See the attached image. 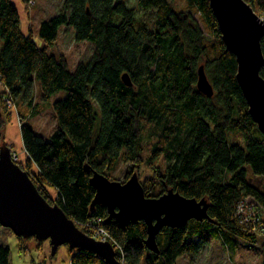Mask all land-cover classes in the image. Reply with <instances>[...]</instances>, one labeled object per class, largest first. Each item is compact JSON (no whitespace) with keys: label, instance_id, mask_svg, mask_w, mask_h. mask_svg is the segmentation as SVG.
<instances>
[{"label":"trees","instance_id":"16d2710c","mask_svg":"<svg viewBox=\"0 0 264 264\" xmlns=\"http://www.w3.org/2000/svg\"><path fill=\"white\" fill-rule=\"evenodd\" d=\"M125 1L64 0L60 12L40 24L37 39L42 46L33 32L21 28L12 0H0V99L9 98L33 113L37 89L46 102L66 94L52 104L58 128L49 139L20 115L26 159L18 164L41 195L80 229L93 222L103 226L118 247L121 264H177L216 238L234 256L240 241L258 242L257 234L246 230L239 206L264 211V134L239 86L237 58L222 41L208 0H186L188 12L178 11L176 0H138L136 8ZM245 1L255 12L264 11V0ZM139 12L145 16L139 18ZM62 27L73 31L78 43L87 41L95 48L91 60L73 71L64 56L49 54L44 46L59 40ZM201 66L214 87L210 98L197 88ZM125 74L131 87L123 80ZM261 74L264 78V67ZM0 108L1 146L11 113L4 105ZM147 124L149 139L156 144L145 163L153 166L163 158L166 166L143 186L146 195L157 198L173 189L209 204L210 220L193 219L182 228L161 230L159 253L146 246L143 221H108L106 206L92 209L93 172L109 177L121 164L143 165L145 141H150L145 139ZM239 135L240 142L234 140ZM158 186L161 192L156 194ZM262 252L264 264V244ZM10 257L9 247L0 243V264H10ZM70 257L72 264H109L85 250L70 249Z\"/></svg>","mask_w":264,"mask_h":264},{"label":"water","instance_id":"95a60500","mask_svg":"<svg viewBox=\"0 0 264 264\" xmlns=\"http://www.w3.org/2000/svg\"><path fill=\"white\" fill-rule=\"evenodd\" d=\"M218 21L222 41L233 53L239 64L237 80L247 99L249 113L264 134V20L245 0H208ZM197 88L210 98L214 95L205 67L198 70ZM131 87L128 74L123 76ZM6 132H3V138ZM96 196V205L107 207L108 221L147 225L146 246L159 253L157 237L164 228H182L193 219L203 222L209 219L208 201L188 199L173 189L157 198L148 197L135 173L127 182L111 181L106 175L93 172L90 179ZM0 226L12 231L18 238H34L49 242L52 256L61 246L74 250L95 253L109 264H120L117 251L109 241H99L88 236L69 218L58 205H52L41 195L29 175L12 159V152L6 143L0 147Z\"/></svg>","mask_w":264,"mask_h":264},{"label":"rangeland","instance_id":"374dc122","mask_svg":"<svg viewBox=\"0 0 264 264\" xmlns=\"http://www.w3.org/2000/svg\"><path fill=\"white\" fill-rule=\"evenodd\" d=\"M138 0H126L125 2L131 8H136L138 6ZM13 2L18 3L24 7V9L20 12V18H22V27L26 30L27 33L29 31L33 32L37 39V34L39 31L40 24L43 21L51 19L52 16L57 15L61 8L63 7L64 0H34L33 4L25 5L22 0H13ZM173 5L178 11H186L189 9L187 7L186 0H176L173 2ZM258 17L260 19H264V11H256ZM139 18L144 15V13L139 12ZM145 16V15H144ZM196 17L200 21V15L196 14ZM202 21H200L201 23ZM203 26V23H201ZM204 29V26H203ZM205 36L208 41H213V36L208 32V30H204ZM58 41L52 46H46L49 54H55L57 56H64L69 63V69L71 71L75 70L76 66L81 62L90 61L95 48L93 45L87 41L85 43H78L74 38L73 31H67L65 27L59 32ZM39 42L40 40L37 39ZM42 42H40L41 44ZM43 46V45H42ZM37 98L35 101V105L37 106L36 111L25 107L24 105L15 104V102L9 98L0 99V107L5 106L7 110L11 113V122L7 124L8 126H12L15 123L18 132H21L22 120L20 115L24 114L25 122L29 124V126L36 131V133L43 138L49 139L50 136L56 132L57 127V116L55 114L53 103L55 100L63 99L65 97V93L60 92L54 95L51 102H46L43 100L42 95H40V90L37 89ZM1 109V108H0ZM97 111H99L97 106ZM100 120L96 124V129L94 133L95 139L100 131ZM6 127V130H7ZM145 139H149L151 137L150 133L151 126L147 124L145 126ZM7 133V131H6ZM6 140V136L1 141V145L3 141ZM150 140V139H149ZM234 140L241 141V136H235ZM8 144V141H6ZM145 152L143 154L144 164L138 168H131V166L127 164H121L115 172L109 174V179L111 181L116 180L121 183L127 182L135 173L138 175L141 184L147 185L148 182H151L157 177V170L161 168L164 170L166 166V162L163 158L157 160L153 166L148 165L146 160L149 158L153 147L156 144V140L145 141ZM12 154L17 153L19 159H26V151L20 150L15 146H10L8 144ZM1 147V146H0ZM156 180V179H155ZM262 183V182H261ZM53 200H56L57 194L51 190ZM161 190L158 186L156 194L160 193ZM242 219L245 223V228L249 233L257 234V243L256 244H248L246 242L240 241V245L236 251V254L233 256L229 253L223 243L216 239H210L209 244L205 247L203 251H201L197 255H186L183 258L179 259L177 264H262L263 252L262 246L264 244V211L262 210H254L252 208L248 209H240ZM81 229L84 232L98 236L99 239L103 237L101 233H99L96 227L85 226ZM97 229V230H96ZM0 241L5 246H8L11 252L10 264H39L40 258H44L45 261H52L56 264H67V260H64L62 254L64 251H68L70 256V248L68 246H61L58 249V252L55 256H52V250L49 242H40L37 239H22L15 236L11 230L2 228L0 226ZM44 246H48L49 250H51L50 256L45 255ZM114 247V246H113ZM117 247L115 250L117 251ZM40 264H44L41 262ZM121 264V262H120Z\"/></svg>","mask_w":264,"mask_h":264},{"label":"crops","instance_id":"0c3cea01","mask_svg":"<svg viewBox=\"0 0 264 264\" xmlns=\"http://www.w3.org/2000/svg\"><path fill=\"white\" fill-rule=\"evenodd\" d=\"M12 2H13V0H12ZM34 3V2H33ZM32 3V4H33ZM13 4H14V6L15 7H17L18 8V11H19V13L21 12V10L22 9H24V7L22 6V5H20V4H18V3H15V2H13ZM22 19V18H21ZM21 28L23 29V27H22V23H21ZM23 31L25 32V33H27L26 32V30L25 29H23ZM42 42V41H41ZM41 45H43V42L41 43ZM1 47H2V43H1V41H0V49H1ZM4 91V88L2 87V85H0V93L1 92H3ZM6 140L5 141H8V144L10 145V146H15L16 148H19L20 150H23V151H25V149H24V142H23V140H22V137H21V132H18V129H17V127H16V125H15V123H13L12 124V126H8L7 127V133H6ZM7 143V142H6ZM1 232V231H0ZM0 243H1V241H0ZM2 244V243H1ZM3 245V244H2ZM44 251H45V255L46 256H50V254H51V250H49V247L48 246H44V249H43ZM62 257H63V259L64 260H67V264H72V260H71V257L69 256V253H68V251H64L63 252V254H62ZM39 262L41 263V262H44V264H56V263H54V262H52V261H45V259L44 258H40V260H39ZM39 263V264H40ZM66 264V263H65Z\"/></svg>","mask_w":264,"mask_h":264},{"label":"built area","instance_id":"2783aa9c","mask_svg":"<svg viewBox=\"0 0 264 264\" xmlns=\"http://www.w3.org/2000/svg\"><path fill=\"white\" fill-rule=\"evenodd\" d=\"M263 20H264V19H263ZM12 159H13L16 163H18V162L20 161L19 156H18V154H17L16 152L12 154ZM239 208H240V209H248L244 204H241V205L239 206ZM86 226H91V227L94 226V227H96V228L99 230L98 232L102 234L101 237H103V238H102V239H99L98 236L96 237L95 234L90 235V234L86 233L88 236L93 237V238H95V239H97V240H99V241H102V242L109 241V242L112 243L111 238H110V236L108 235V232L106 231L105 228H103V226H100L98 223H95V222H93V223H91V224H89V225H86ZM83 227H85V226H83ZM79 228H80V227H79ZM97 229H96V230H97ZM112 245H113V243H112ZM113 246H114V245H113ZM114 247H115V246H114ZM115 248H116V247H115ZM117 248H118V247H117Z\"/></svg>","mask_w":264,"mask_h":264}]
</instances>
